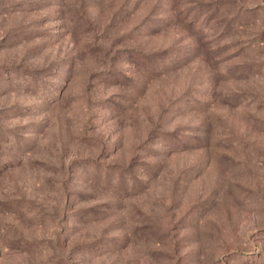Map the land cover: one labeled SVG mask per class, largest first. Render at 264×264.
<instances>
[{
	"label": "rangeland",
	"instance_id": "374dc122",
	"mask_svg": "<svg viewBox=\"0 0 264 264\" xmlns=\"http://www.w3.org/2000/svg\"><path fill=\"white\" fill-rule=\"evenodd\" d=\"M0 264H264V0H0Z\"/></svg>",
	"mask_w": 264,
	"mask_h": 264
}]
</instances>
